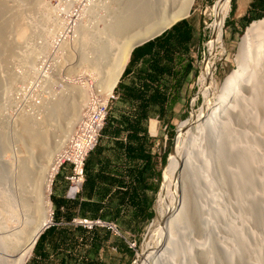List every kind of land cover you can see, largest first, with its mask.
Masks as SVG:
<instances>
[{"label":"rangeland","instance_id":"1","mask_svg":"<svg viewBox=\"0 0 264 264\" xmlns=\"http://www.w3.org/2000/svg\"><path fill=\"white\" fill-rule=\"evenodd\" d=\"M216 1L194 0L190 10V15L194 14L197 20L202 16L209 34L211 26L206 16L208 15L212 23L221 4L220 0L214 6ZM250 1L229 2L223 23V47L211 54L216 68L213 70L215 83L212 86L210 103L215 100L228 76L239 67L237 55L240 42L247 27L254 21L246 24L240 17L246 13ZM68 2L70 1L0 0V5H5L0 10V17L5 19V23L8 22L7 25L10 24L5 28L3 42L0 41V237L5 231L11 230L12 233L31 221V211L27 207L31 201L26 202L25 197L32 191L33 184L29 181L28 184H20L22 166L32 153V165L46 164V161H41L40 154L44 153L49 144L53 145L54 140L62 138L61 131L68 122L65 118H57L50 121L52 124L44 121L46 124L43 122V126L39 127L36 122L43 117V101L47 102L51 97L66 92L68 84L83 86L85 90L86 80L91 81L95 76L98 77L99 70L96 67L107 68L109 59L119 47V40L110 37L106 31L107 24L113 21L111 6L114 5L110 8L109 0H76L71 4ZM76 10H79L80 22L84 23L80 39L75 38L65 49L52 48L50 43L61 30L64 20ZM20 25L27 26V33L22 38L18 35ZM84 41L85 46L82 45ZM102 41L110 46L105 59V55L96 54L95 45L99 47ZM208 50L205 46L202 49L199 66ZM83 53L88 55L85 56L88 61H92L95 54L100 57H95L99 61L93 60L96 61V67L92 66V62L81 60ZM261 56L258 63L261 67L260 75L254 81L245 82L240 90L242 97L237 98L231 111L229 105L218 110L214 115L218 119L213 117V126L207 129L210 131H195L191 137L186 131H180L185 122L198 115L209 103L200 82L201 74L197 85L186 94L187 97L184 95L181 100H169L164 114H153L150 117L155 120L151 124L154 134L148 131L150 151L153 154L154 169L160 172L159 179L155 176L151 178V182L157 186V191L150 193L153 215L148 220H142L143 222L139 220L137 224L136 220L133 222L132 214L124 215L120 223L118 222V227L115 222H107L114 224L119 234L126 235L127 240L135 243L128 256L129 264H141L146 256L144 248L151 223L157 217L155 204L163 187V173L167 166L166 174L169 170L173 158L170 160L171 147L180 134L187 144L183 157L184 162L188 161L187 204L180 225L164 240L162 252L152 264H264V52ZM64 60H67V66H64ZM40 63L43 67L48 65L46 71L51 77L50 81L40 76ZM85 91L88 97L85 96V103L82 102L78 110L86 103L92 106L93 100L105 107V117L110 112L117 116L121 112L127 113L129 109L121 101L117 88H114L113 97L109 96L105 100L103 95L90 92V89ZM38 98L42 99L40 106L34 101ZM170 105L173 109L169 108ZM169 111L175 113H168ZM23 117L35 119L36 122L27 123L33 122L34 126L48 131L49 139H41L45 144L25 135L24 124L27 123ZM30 124L29 128L34 127ZM44 125H47L46 128ZM125 134L122 132L121 137L124 138ZM100 138L99 144L108 141L105 136ZM178 145L179 138L176 148ZM164 154L167 165L161 163ZM69 167L66 165L59 172L67 174ZM57 174L59 173L53 176L49 195L52 210ZM146 213L147 211L144 214ZM158 235L159 233L156 238Z\"/></svg>","mask_w":264,"mask_h":264},{"label":"bare ground","instance_id":"2","mask_svg":"<svg viewBox=\"0 0 264 264\" xmlns=\"http://www.w3.org/2000/svg\"><path fill=\"white\" fill-rule=\"evenodd\" d=\"M219 1L220 0H217L214 6H216ZM109 2V7L114 5L111 6L112 8L110 7L111 10L113 9V21L107 24L108 29L106 31L110 37L119 40L117 52L112 58L109 59V66L106 65L107 68H103V66H100L99 68L98 66L96 67V61H93L97 60L95 57L98 59L100 58L98 56L99 54L100 56L105 55L103 58H106L107 53L110 50V46H108L107 43H104V41L101 42L99 47L95 45L97 51L95 49L94 50L96 51V54L98 53V55L96 56L95 54L94 56L93 54L94 59L92 61L86 60L85 56L87 54L83 53L84 57H81L83 62H92V66H95L97 70H99L98 77L95 76V78H93L91 81L86 80V89H90V86L91 88L93 86L95 92L98 95H103L104 100L107 99L114 91V88L116 87L129 60L132 48L136 44L158 34L180 18L187 16L190 13L191 8H193L192 6L194 0H109ZM4 6L5 5L1 4L0 10L3 9ZM228 7L229 0H221L219 11L213 16V22L211 23L214 34L208 44L210 51L208 50L207 60L202 67L200 78V82L203 84V90L204 94L206 95L207 102H209V98L212 93V86L213 83H215L213 81V70L216 68V65L214 64L215 60L213 61L211 59V56H213L211 54L218 48L223 47V23L228 11ZM3 20L5 19H2L0 22V41H2L3 37H5L3 36L4 32H6L5 28L10 25H7L8 22L5 23ZM83 24L84 23L82 22L79 28L78 40L80 39L81 27ZM21 26L22 25H20V30L18 31L19 38L24 37L27 33V26ZM82 45H86L85 41ZM82 50L85 51V48ZM263 52L264 18L253 21L247 27L246 32L244 33L240 42L239 52L237 55L239 67L228 76L227 80L220 87L215 100L213 99L214 101L212 103L209 102L206 106H204L198 115H195L193 118L185 122L182 128H180V131H186L190 137L193 135V133H196L195 131H210L207 129H211V126H213L211 122H213V117L216 115V113H218V110L223 108L225 105L226 107L229 105L228 108L231 111L237 102V98L240 96L242 97L240 90L241 87L245 86V82L247 81L249 83L254 81L260 75L261 67L258 63L262 59L261 53ZM82 87L68 84L66 87V92H62V94H58V96L54 98H47V102L43 101V117L39 122H36L35 119L32 120L33 118L30 119L28 117H23V119H26V123L27 121H35L39 127L43 126L42 124L44 121L50 122L51 120L57 118H65L68 120V122H65L66 130L64 128V130H60L62 132V136L60 135L62 138L58 141L54 140V144H49L48 148H45L44 153L40 154L41 161H46V164L37 163L38 165L36 166L32 165L34 158L32 157L33 153L30 157L28 156V158L25 159L26 162L24 163V166H22L23 168L20 176V184H26L27 181H29V183L32 182L33 184V189H31L32 191H28L29 194L27 193L25 197L26 202L31 201L28 202L29 204L27 207L31 211L32 219L25 227L13 231L12 233H10L11 230L8 228L9 231H5V233L0 237V264H26L31 256L38 234L43 230L44 226H46L51 221L52 209L49 195L51 192V182L57 170L55 157L58 152L61 151V147L64 145L68 135L70 134V131L79 117L80 110H78V107L83 101H85V96H87V94L85 95L86 89L84 90ZM234 96H236V98ZM229 110L227 109V112ZM40 123L41 125H39ZM28 124L30 123H27V125L24 124L26 127L22 128L25 130V135L27 134L31 139H46V137L49 135V133L47 134L48 131L46 129L45 130L47 132L34 126L35 124H32L34 127L29 128ZM46 126L44 125L45 128ZM178 138L179 145L176 148ZM47 139L49 138L47 137ZM42 143L44 142L42 141ZM42 143L41 146L43 145ZM186 148L187 144H185L183 141L181 134L178 135L171 147L170 160L172 157L173 158L169 170L166 174L167 166L163 173V187L159 198L157 199V203L155 204L157 217L154 219L153 223H151L150 231L147 236V245L144 248L146 256L141 264H152L154 262L156 257L162 252L161 247L164 240H167L170 235L175 232L176 228L182 221L184 209L186 207L185 204H187L188 189V161H183ZM39 151L40 150H38V152ZM24 187H26V185ZM81 222H83V220ZM157 233H159V235L156 238ZM151 253L152 255H150Z\"/></svg>","mask_w":264,"mask_h":264},{"label":"trees","instance_id":"3","mask_svg":"<svg viewBox=\"0 0 264 264\" xmlns=\"http://www.w3.org/2000/svg\"><path fill=\"white\" fill-rule=\"evenodd\" d=\"M261 17L264 18V11L256 16L251 15L249 18L246 17L243 19L247 24L252 20L256 21L255 19L260 20L262 19ZM191 19L192 17L177 21L170 29L145 43L146 48L150 44L158 43V51L149 52V55L152 56V64L162 58H170L171 50L180 47L183 43L190 40V33L192 29L194 31L193 25L190 22ZM204 39H207L206 36H199L200 48ZM134 51L122 77L127 74L128 67L134 60ZM201 52L202 50L199 53V58H201ZM116 88L118 91L122 89L120 99L130 109H128L127 113L126 111L121 112L117 116L111 112L107 114L100 132V137L105 136L108 138V141H105L106 143H97L95 148L88 152L84 160V180L78 197L71 200L65 197L56 198L52 196L55 220L63 218L67 222H72L74 218L77 219L76 215H79L92 222L100 220L106 223L110 221L118 223L122 217H125L124 215L132 214V220L133 222L136 220L137 224L139 220L143 222L150 219L153 215L150 193L156 192L157 186L151 182V178L155 176L159 179L160 172L154 169L153 154L144 152L145 149L143 146L144 144L146 145L148 138L146 135V124L151 117L149 113L151 111L150 107L156 105L162 111L167 99L156 89L151 95L146 96L142 89L147 88V86L139 89L118 83ZM123 131L127 132L126 142L120 140L119 137ZM100 137L99 139L101 140ZM122 153L128 159L145 160V166L137 170L134 178L135 184L131 187H126L124 179L116 176L117 173H121L118 170L120 168L118 167L116 169V167L120 164V155ZM165 161L167 162L166 154L162 156L161 163L166 164ZM129 172H132L131 168H129ZM148 174L149 182L147 181ZM113 187L114 190H112ZM148 191L149 197L147 196ZM60 206L63 207V211L59 209ZM146 211L147 213L144 214ZM83 226L75 227L74 232L66 226H50L39 236L34 251L43 250L40 246L46 236L54 235L55 233L57 234L58 241L51 245L52 251L59 250V252H65L66 250H73L77 245L75 237L77 232L83 236L81 239L82 245L87 246V243H90V249L88 251L94 252L100 241L106 240L111 234V229L105 225L93 224L90 229L85 225ZM119 244L120 247L123 246L122 241H119ZM125 246L131 251L128 244ZM43 256H46V254H43ZM68 260L69 257H67V262L63 260L61 264H69ZM27 264L38 263L30 259ZM42 264L46 263L42 261Z\"/></svg>","mask_w":264,"mask_h":264},{"label":"crops","instance_id":"4","mask_svg":"<svg viewBox=\"0 0 264 264\" xmlns=\"http://www.w3.org/2000/svg\"><path fill=\"white\" fill-rule=\"evenodd\" d=\"M233 9L235 10V7H233ZM263 9H264V0H251L247 6L246 13L243 16H241L240 19L245 22L243 18L246 17L249 18L251 15L256 16L259 13L263 12L264 11ZM191 17L192 19L190 20V22L192 24L191 23L190 24L193 25L194 31L192 29L190 33L191 34L190 40L183 43L180 47L171 50L170 58L165 57L152 64V56L149 55L150 54L149 52L158 51L157 48L158 43L150 44L149 47L146 48L145 43L153 40L155 37L149 39L148 41L140 43L139 45L135 46L132 49L129 60L125 68L128 66L131 60L132 52L136 50L134 51L135 55H133L134 60L129 65L127 74L122 77L123 74L122 73L118 81V83H121L122 85H126L128 87L131 86L132 88L142 89L143 86H147V88L142 89V91L145 92L146 96L151 95V93L156 89L159 93L162 94L163 97L167 99V102L164 104L162 111L159 106L154 105L150 107L151 111L149 113L151 116H154L156 114H160V115L164 114L168 107L169 100H181L184 98V95L186 97L188 96L186 94L189 92V90H193L194 88V83L198 76L199 67H200L199 53L202 49H204V46L207 40L209 39L210 34H209V29L206 27V22L205 20H203L202 16L200 20H197L194 14L191 15L189 14V16L186 18L188 19ZM170 27L168 29H170ZM200 35L206 36L207 38L202 41L201 48L199 43ZM121 91L122 89H119L118 91L119 94H121ZM191 92L192 91H190V93ZM169 108L173 109V106L170 105ZM168 113L174 114L175 111L172 112L169 111ZM149 120L150 118L148 119V122ZM153 121L155 120L151 119L150 122L148 123V126H146L147 137H149L148 131L154 134L151 131V124ZM125 133L126 134L124 138L121 137V135L119 136L120 140H122L123 142H126L127 132ZM149 141H150L149 138H147V143L146 145L144 144L143 147L145 149L144 152L150 154L151 151H150ZM144 166H145L144 159H128L125 157L124 153H122L120 155V164H118L116 167V169H118V167L120 168L118 170L121 173H117L116 176H120L124 179V183L126 187L127 186L131 187L135 184L134 178L137 170L143 168ZM129 168L132 169V172H129ZM67 174L63 175L62 172H59V174H57L56 184H55V194L53 195L56 198L64 197V193L66 189L65 176ZM147 181L149 182V174L147 177ZM112 190H114V187L112 188ZM147 196L149 197V191L147 193ZM59 209L63 211L62 206H60ZM76 216L77 218H82L79 215ZM83 220H86V218H83ZM116 224L118 227L119 226L118 223ZM50 226H56V227L66 226L69 227L72 232H74V229L77 226L84 227L83 225L77 223L75 218L72 220V222H67L63 218L55 220L54 212L52 214L51 221L46 226H44L42 233ZM75 237L77 240V245L73 250H69V251L66 250L65 252L64 251L59 252V250L52 251L51 248V245L55 244L58 241L57 234L55 233L54 235L52 234L48 235L46 236L44 242L40 246L41 248H43V250L41 251L33 250V254L30 259H32L33 262L34 261L37 262L38 264L40 263L42 264V261L45 262L46 264H61V261L63 260H66L67 262V257H69L68 260L69 264H129L128 256L130 255L131 251L128 250L127 247L125 246L127 244L126 235H123L121 233L115 234V232L111 230V234L106 238V240L100 241L94 252L88 251L90 249V243L89 244L87 243V246L82 245L81 239L83 238V236L81 234H78L76 232ZM119 241H122V245H123L122 247H120ZM43 254H46V256H43Z\"/></svg>","mask_w":264,"mask_h":264},{"label":"built area","instance_id":"5","mask_svg":"<svg viewBox=\"0 0 264 264\" xmlns=\"http://www.w3.org/2000/svg\"><path fill=\"white\" fill-rule=\"evenodd\" d=\"M67 1H70L68 3L71 4V2L76 0ZM80 24L79 10H76V12L69 15L68 19L64 20L61 30L57 32L56 36L50 43L52 48L65 49L69 46V43H73L74 40L78 39L77 35ZM63 63L64 66H67V60H64ZM47 67L48 65L43 67V64L40 63L38 71L42 78H44L46 81H50L51 77L46 71ZM90 89V92H95L94 88L92 89L91 86ZM110 96L113 97V92ZM41 100V98L34 100L37 106L42 104ZM105 115V107H102V105H100L97 101L93 100L92 106L87 103L82 105L79 117L77 118L70 134L67 137V140L61 148V151H59L55 157V162L57 164L56 173H59V171L65 168L66 165L70 166V171L65 176L66 189L64 197L67 199H76L81 191L84 180V160L88 152L93 150L98 143L100 132L104 124ZM52 214L53 210H51V217ZM77 220L78 219H76V222L89 228L93 224L102 226L105 225L114 232L118 233L116 226L111 223L102 222L100 220H96L94 222L83 220V222L86 223H82L80 220ZM127 244L130 248L135 246V243L129 240H127Z\"/></svg>","mask_w":264,"mask_h":264},{"label":"water","instance_id":"6","mask_svg":"<svg viewBox=\"0 0 264 264\" xmlns=\"http://www.w3.org/2000/svg\"><path fill=\"white\" fill-rule=\"evenodd\" d=\"M229 2H230V0H229ZM189 14H190V13H189ZM189 14H188L187 16H185V17L180 18V19H183V18L188 17ZM180 19H179V20H180ZM206 19L208 20V22H209V24H210V26H211V23H210V21H209V19H208V15L206 16ZM177 21H178V20H177ZM174 23H175V22H174ZM174 23H173V24H174ZM173 24H171L170 26H172ZM170 26H169V27H170ZM169 27L163 29V30H162L161 32H159L158 34H156V35H154V36H152V37H150V38H148V39H146V40H144V41H142V42H140V43H143V42H145V41H148L149 39H152V38H154V37L160 35L162 32H164V31H165L166 29H168ZM211 28H212V26H211ZM213 34H214V30H213V28H212V31H211L210 37H209V39L207 40V42H206V44H205L206 50H208V44H209L210 40L212 39ZM140 43L136 44L135 46L139 45ZM135 46H134V47H135ZM134 47H133V48H134ZM133 48H132V49H133ZM206 52H207V51H206ZM206 60H207V54H206V55L203 57V59H202V64H201V66H200V68H199V73H198V76H197V78H196V80H195L194 87L197 85V82L199 81V76H200V74H201V72H202V67H203V65H204V63H205ZM200 69H201V71H200ZM41 233H42V231L38 234V236H37V238H36V241H35L34 245L36 244V242H37V240H38V238H39V236H40Z\"/></svg>","mask_w":264,"mask_h":264}]
</instances>
